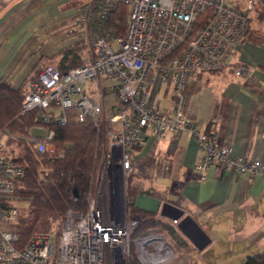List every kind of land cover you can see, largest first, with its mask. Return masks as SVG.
Listing matches in <instances>:
<instances>
[{"label": "built area", "instance_id": "built-area-1", "mask_svg": "<svg viewBox=\"0 0 264 264\" xmlns=\"http://www.w3.org/2000/svg\"><path fill=\"white\" fill-rule=\"evenodd\" d=\"M259 0H83L70 28L87 44L82 62L62 71L43 67L28 82L21 112H34V147L44 150L52 138L51 123L87 119L97 132V178L84 212L68 209L58 235L34 232L17 246L21 201L16 181L24 166L3 153L0 132V264H125L130 244L138 252L154 244L158 233L132 239L140 218L125 206L126 177L134 171V151L148 136L162 138L192 128L186 115V87L194 74L219 70L245 34L250 12ZM126 7L122 32L111 26V12ZM249 68L240 65L237 76ZM170 86L169 104L150 101L151 86ZM111 93L117 100L108 101ZM204 151L195 166L204 179L207 166L264 176V162L238 154L214 135L200 136ZM173 219L172 223L177 224Z\"/></svg>", "mask_w": 264, "mask_h": 264}, {"label": "crops", "instance_id": "crops-1", "mask_svg": "<svg viewBox=\"0 0 264 264\" xmlns=\"http://www.w3.org/2000/svg\"><path fill=\"white\" fill-rule=\"evenodd\" d=\"M81 2L0 0V81L27 88L35 72L56 66L53 60L57 62L62 49L78 41L86 44L70 28ZM240 65L248 66L246 76L235 74ZM189 83L193 91L185 110L192 128L264 162V42L240 40L224 68L194 74ZM171 94L170 86L156 81L149 99L166 107ZM192 128L162 138L148 136L134 151L131 175L144 182L138 189L161 193L162 197L151 196L183 208L209 242L198 249L177 224L158 214L175 232H147L159 237L145 244L141 253L136 246L138 259L141 264H244L247 255L264 250V176L207 166L201 179L195 166L204 151Z\"/></svg>", "mask_w": 264, "mask_h": 264}, {"label": "trees", "instance_id": "trees-1", "mask_svg": "<svg viewBox=\"0 0 264 264\" xmlns=\"http://www.w3.org/2000/svg\"><path fill=\"white\" fill-rule=\"evenodd\" d=\"M125 14L126 7L122 4L111 12V26L119 34L124 26ZM253 22L258 26H253ZM244 39L264 42V0H259L250 12L249 24L241 40ZM86 46L83 41H78L62 49L57 53L56 67L65 71L79 65ZM36 76L35 72L30 79ZM26 89L25 85L13 87L8 81H0V132H3L4 143L10 148L8 153L12 160L24 166V173L15 184V196L24 203L18 219L17 246H22L34 232L52 231L58 235L68 209L84 212L98 173L95 159L97 132L89 119L77 122L70 110L67 111L66 122L46 125L53 130L52 138L46 142L47 147L42 151L34 147L32 137L42 136L30 133V129L39 122L34 112H21ZM192 91L193 85L189 83L185 90L187 98ZM138 193L157 197L163 195L132 188L126 183V209L140 218L131 238H138L153 229L175 232L173 225L162 220L158 214L134 206ZM125 264H141L134 241L130 244ZM244 264H264V250L247 255Z\"/></svg>", "mask_w": 264, "mask_h": 264}, {"label": "water", "instance_id": "water-1", "mask_svg": "<svg viewBox=\"0 0 264 264\" xmlns=\"http://www.w3.org/2000/svg\"><path fill=\"white\" fill-rule=\"evenodd\" d=\"M134 206L145 212L159 214L171 220H178L177 228L181 230L198 249H202L209 242V238L194 219L189 214H186L183 208L167 200L161 201L159 198L149 194L138 193L134 200Z\"/></svg>", "mask_w": 264, "mask_h": 264}, {"label": "rangeland", "instance_id": "rangeland-1", "mask_svg": "<svg viewBox=\"0 0 264 264\" xmlns=\"http://www.w3.org/2000/svg\"><path fill=\"white\" fill-rule=\"evenodd\" d=\"M252 24H253V26H258V25H256V22H253ZM53 61H54V63H56L55 60H53ZM157 97L158 98L161 97V93H160V95L158 94ZM117 99L118 98L116 97L115 93H111L108 97H106V100H108V101H113V100H117ZM157 100H159V99H157ZM30 133L43 135L45 133V131H44V129H41V130L38 129L37 130V129L31 128L30 129ZM9 149L10 148H8V146L4 143L2 152L3 153H8ZM139 177L140 176H137V175H132V176L128 175L126 177V183L132 188H138V186L142 187V186H144V182ZM20 204L22 206L24 205V203H22V202Z\"/></svg>", "mask_w": 264, "mask_h": 264}]
</instances>
